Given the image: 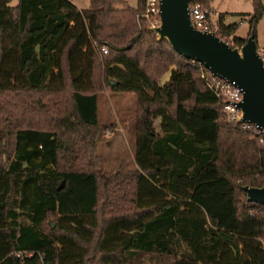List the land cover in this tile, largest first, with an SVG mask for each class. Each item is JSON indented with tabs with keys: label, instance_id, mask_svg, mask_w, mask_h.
I'll list each match as a JSON object with an SVG mask.
<instances>
[{
	"label": "trees",
	"instance_id": "16d2710c",
	"mask_svg": "<svg viewBox=\"0 0 264 264\" xmlns=\"http://www.w3.org/2000/svg\"><path fill=\"white\" fill-rule=\"evenodd\" d=\"M11 1L0 0V264H264V205L241 188L264 186V143L227 121L207 69L156 39L145 0ZM251 2L255 41L263 8ZM235 29L219 12L230 47L245 40ZM103 85L135 98L129 171H101L95 153Z\"/></svg>",
	"mask_w": 264,
	"mask_h": 264
},
{
	"label": "water",
	"instance_id": "95a60500",
	"mask_svg": "<svg viewBox=\"0 0 264 264\" xmlns=\"http://www.w3.org/2000/svg\"><path fill=\"white\" fill-rule=\"evenodd\" d=\"M187 5L188 0H159V23L148 28L185 59L239 87V123L264 129V65L257 56L253 33L239 47H230L215 34L193 28ZM241 188L247 201L264 205V186Z\"/></svg>",
	"mask_w": 264,
	"mask_h": 264
},
{
	"label": "rangeland",
	"instance_id": "374dc122",
	"mask_svg": "<svg viewBox=\"0 0 264 264\" xmlns=\"http://www.w3.org/2000/svg\"><path fill=\"white\" fill-rule=\"evenodd\" d=\"M78 8H86L88 0H69ZM135 0H126L133 5ZM263 14L255 24V44L264 48V0H259ZM12 0L10 4H14ZM210 9L223 14L224 24H236L234 35L246 39L248 16L252 12L251 0H211ZM118 7V4H114ZM208 9V8H207ZM168 77L164 74L159 79L162 84ZM135 111V98L132 93H121L103 85L97 96V117L99 136L95 143V153L99 158L101 171L125 172L135 167L132 157L134 137L132 130ZM153 127L159 132V119L153 121ZM52 225V221H49ZM133 264H136L133 262ZM139 264H157L152 259H143Z\"/></svg>",
	"mask_w": 264,
	"mask_h": 264
},
{
	"label": "built area",
	"instance_id": "2783aa9c",
	"mask_svg": "<svg viewBox=\"0 0 264 264\" xmlns=\"http://www.w3.org/2000/svg\"><path fill=\"white\" fill-rule=\"evenodd\" d=\"M158 5L159 0H145V8L141 16L149 22V26H155L159 23ZM187 11L193 28L215 34L219 12L213 9L201 8L198 4L187 5ZM100 50L102 53H106L107 48L102 45ZM256 53L264 65V48H257ZM190 62L195 63L192 60ZM196 63L199 68L202 67V64ZM200 77L208 90L222 103V112L226 116L227 121L233 125H239L243 130L254 129L258 135V142L264 143V129L246 123H239L240 109L238 105L241 101V89L233 82L214 75L209 71L206 74L201 70Z\"/></svg>",
	"mask_w": 264,
	"mask_h": 264
},
{
	"label": "crops",
	"instance_id": "0c3cea01",
	"mask_svg": "<svg viewBox=\"0 0 264 264\" xmlns=\"http://www.w3.org/2000/svg\"><path fill=\"white\" fill-rule=\"evenodd\" d=\"M78 8V7H77ZM78 9H82V8H78Z\"/></svg>",
	"mask_w": 264,
	"mask_h": 264
}]
</instances>
